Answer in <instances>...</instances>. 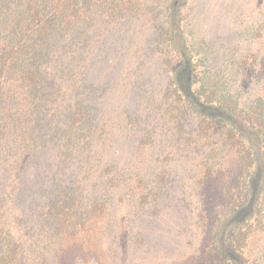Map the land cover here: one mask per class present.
<instances>
[{
    "label": "trees",
    "instance_id": "obj_1",
    "mask_svg": "<svg viewBox=\"0 0 264 264\" xmlns=\"http://www.w3.org/2000/svg\"><path fill=\"white\" fill-rule=\"evenodd\" d=\"M185 4L0 0V162L14 175L11 188L0 183V264H96L117 186L113 178L88 184L71 173L98 119L97 85L84 79L77 53L83 27L98 14L132 12L150 15L168 83L157 101L144 90L127 124L147 148L169 119L176 141L200 158L194 209L205 243L198 264L264 262V69L255 73L254 53L208 67L206 47L181 25ZM251 31L257 40L264 22ZM230 75L256 81L252 98ZM158 179L161 189L168 178ZM132 191L141 209L163 195L143 175Z\"/></svg>",
    "mask_w": 264,
    "mask_h": 264
},
{
    "label": "rangeland",
    "instance_id": "obj_2",
    "mask_svg": "<svg viewBox=\"0 0 264 264\" xmlns=\"http://www.w3.org/2000/svg\"><path fill=\"white\" fill-rule=\"evenodd\" d=\"M157 2L161 9L166 0ZM181 14L188 38L206 47L208 67H228L230 55L254 53L258 59L255 73L264 69V34L257 40L251 37V30L264 22V0H186ZM83 29L78 67L85 80L97 85L98 119L90 147L73 164L71 173L88 184L104 185L113 178L117 186L95 263L198 264L205 243L194 209L200 158L185 148L184 141H176L169 119L157 124L158 139L147 148L140 146L127 124L129 111L139 109L143 100L140 94L146 90L157 101L168 83L163 53L156 46V27L150 15L132 12L116 18L98 14ZM215 59L218 62L212 65ZM229 77L231 83L242 85L244 99L252 98L254 79ZM187 131L188 127L183 134ZM163 173L168 180L159 189ZM140 175L163 194L150 209H141L132 191ZM12 176L9 166L0 162V183L11 188ZM205 264L217 263L208 260Z\"/></svg>",
    "mask_w": 264,
    "mask_h": 264
}]
</instances>
